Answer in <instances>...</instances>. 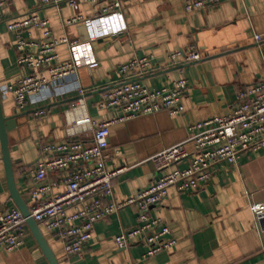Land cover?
<instances>
[{
  "label": "crops",
  "instance_id": "obj_1",
  "mask_svg": "<svg viewBox=\"0 0 264 264\" xmlns=\"http://www.w3.org/2000/svg\"><path fill=\"white\" fill-rule=\"evenodd\" d=\"M193 0H121L125 29L104 34L93 42L97 62L81 67L77 79L83 92L28 104L16 108L8 86L21 76L37 70L18 63L15 34L6 22L32 12L49 19L56 38L87 40L88 25L65 27L76 14L95 17L104 5L80 1L77 6L38 7L37 0H19L0 18V91L4 114L13 117L9 145L15 181L28 206L34 187L33 167L44 143L78 138L92 140L87 117L92 122L115 119L117 109L102 108L105 92L121 79L118 68L133 57L152 55L154 68L131 79L150 87L170 85L180 78L188 80L182 98L184 110L171 114L160 110L110 126L105 166L121 169L113 179V193L106 202L124 201L151 184L157 177L152 157L161 150L187 140L190 126L200 120L227 115L236 105L237 93L264 80V0L223 1L204 9L187 10ZM32 37L43 39V30L33 28ZM196 46L203 58L168 66L169 55ZM61 59H68L69 48L60 45ZM41 76H49L42 68ZM192 148V142H187ZM187 160L172 169L185 168ZM0 213L17 207L10 196L5 177L0 143ZM67 173L51 172L56 183L53 192H62ZM264 200V149L244 154L237 163L221 162L198 190L178 192L170 188L168 197L151 209L171 228L178 244L169 251L143 259L147 250L143 240L119 248L115 237L138 224L135 204L99 220L85 251L67 256L63 244L44 225H40L60 264H264V219H258L253 204ZM0 264H49L27 225L24 244L0 251Z\"/></svg>",
  "mask_w": 264,
  "mask_h": 264
},
{
  "label": "built area",
  "instance_id": "obj_2",
  "mask_svg": "<svg viewBox=\"0 0 264 264\" xmlns=\"http://www.w3.org/2000/svg\"><path fill=\"white\" fill-rule=\"evenodd\" d=\"M19 0H0V18L3 12ZM92 5L104 4L95 17L82 14L68 18L64 25H88L91 30L87 40L56 38L49 19L32 12L21 18L6 22L7 29L15 34L14 46L18 52V63L32 70L8 86L17 109L28 104H40L47 100L69 95L73 91L83 92L77 79L81 67H90L97 62L93 42L104 34L125 29L121 0H37L38 7L63 5L77 6L80 2ZM223 1L193 0L186 9H204ZM43 30V39L32 37L31 30ZM255 39L262 41L263 34ZM66 44L68 59H61L57 48ZM203 52L196 46L180 49L169 55L168 66L198 61ZM152 55L136 56L121 64L118 73L121 79L102 96L99 106L117 109L120 114L113 120L90 122L91 142L69 138L62 142H47L41 146V154L33 167L34 187L30 195V214L44 225L63 244L67 256L85 251L93 238L94 225L128 204L138 210V224L124 230L115 237L119 248H127L137 239L147 245L142 258L147 259L163 251L175 248L178 240L169 225L159 217L151 215V209L168 197L170 188L178 192L198 190L209 180L213 168L221 162L235 164L248 152L264 149V80L237 93L235 108L227 115L215 116L193 123L187 140L169 146L152 157L157 177L141 189L136 196L124 201L106 202L113 193V179L121 169L109 170L105 166L109 145L110 126L134 117L166 110L180 114L184 110L182 98L188 80L180 78L160 88L150 87L139 80L131 79L132 73L143 74L154 68ZM45 68L49 76L38 71ZM193 147H187V142ZM187 160L185 168L172 169ZM67 173L62 192H53L56 183L49 181L51 172ZM1 177V171H0ZM258 219L264 218V200L253 204ZM27 231L26 217L18 207L0 213V251H12L24 244Z\"/></svg>",
  "mask_w": 264,
  "mask_h": 264
},
{
  "label": "water",
  "instance_id": "obj_3",
  "mask_svg": "<svg viewBox=\"0 0 264 264\" xmlns=\"http://www.w3.org/2000/svg\"><path fill=\"white\" fill-rule=\"evenodd\" d=\"M13 117L14 116H6L4 114L2 96L0 91V143L2 148V160H3L4 172H5V177L8 184L10 196L14 200L17 207L25 215L26 223L30 231L32 232L33 236L35 237L43 254L48 260L49 264H60L56 254L49 245L40 225L31 216L29 206L25 201L24 197L19 192V189L17 188L16 185L14 166L12 162L10 145H9V130L11 129L14 123ZM263 219L264 218H262L261 220Z\"/></svg>",
  "mask_w": 264,
  "mask_h": 264
}]
</instances>
